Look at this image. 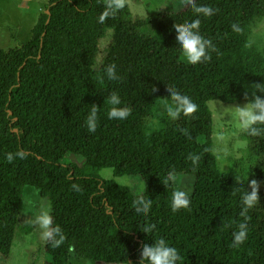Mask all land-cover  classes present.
Wrapping results in <instances>:
<instances>
[{
	"label": "trees",
	"instance_id": "16d2710c",
	"mask_svg": "<svg viewBox=\"0 0 264 264\" xmlns=\"http://www.w3.org/2000/svg\"><path fill=\"white\" fill-rule=\"evenodd\" d=\"M193 3L216 9L200 17V33L216 50L195 65L180 58L172 31L174 23L196 18L189 4L134 20L125 0H48L31 38L0 49V255L11 252L22 188L32 186L47 198L52 226L64 235L55 247L46 240L49 264H69L71 254L105 264H139L142 245L159 237L178 249L181 264H264V133L242 132L247 169L233 165L222 171L207 105L264 97V54L247 47L251 24L264 15V0ZM233 23L239 32L231 29ZM107 30L110 41L97 64ZM108 64L116 65L118 79H100ZM172 87L196 110L176 119L167 111L165 126L148 131L153 108L168 102ZM113 91L131 110L123 120L107 117ZM92 104L97 127L89 132L84 118ZM17 151L25 157H15ZM66 153L82 157L84 165L64 164ZM103 168L114 176H140L143 191L102 179ZM175 174L192 175L194 182L189 208L173 213ZM252 179L258 182V201L246 213V240L233 248L231 233L243 220L239 195L251 190ZM141 194L152 200L147 218L133 211V199ZM146 219L156 226L151 236L137 227Z\"/></svg>",
	"mask_w": 264,
	"mask_h": 264
},
{
	"label": "rangeland",
	"instance_id": "374dc122",
	"mask_svg": "<svg viewBox=\"0 0 264 264\" xmlns=\"http://www.w3.org/2000/svg\"><path fill=\"white\" fill-rule=\"evenodd\" d=\"M134 20L146 18L158 11L170 12L183 9L188 0H125ZM48 0H0V49L16 48L31 38V30L41 12L46 11ZM110 41V30L99 42L97 64L100 62ZM248 49L254 53L264 54V15L256 19L250 26ZM246 102L223 103L210 100L207 105L212 113V149L216 156L219 168L229 170L233 165L237 169L246 170L248 162L243 159L247 156V143L242 137L235 122L230 119V111L234 106H243ZM167 101H160L153 108L147 124V130H157L165 126V117L169 107ZM199 136L197 141L203 142ZM64 164L81 168L84 165L82 157L66 153ZM104 180H114L117 184L133 188L140 193L144 184L138 175L114 176L111 168L100 170ZM175 189L183 188L192 194L194 178L189 174H175L171 177ZM29 201L31 202L29 204ZM50 206L47 198L42 197L40 190L32 186L22 188L19 218L17 220L12 249L8 256L0 255V264H49L45 253L46 240L40 238V229L34 224L35 215ZM105 264L89 259L78 258L71 254L69 264ZM124 264V263H120Z\"/></svg>",
	"mask_w": 264,
	"mask_h": 264
},
{
	"label": "clouds",
	"instance_id": "9594fccd",
	"mask_svg": "<svg viewBox=\"0 0 264 264\" xmlns=\"http://www.w3.org/2000/svg\"><path fill=\"white\" fill-rule=\"evenodd\" d=\"M188 4L192 6L196 18L182 23H174L172 31L175 34V47L180 53V58L188 64L195 65L211 58V53L216 50L210 38H206L200 33V17H210L215 14L216 9L206 4L196 5L193 0H188ZM103 16L100 17L103 20ZM231 29L239 32L240 28L233 23ZM100 79L113 81L118 79L115 64H108L103 67ZM167 96L169 97L168 115L172 119H176L181 114L187 116L193 113L197 106L191 99L183 95L174 87L167 88ZM106 103L108 119L123 120L130 114V108L122 106L119 95L113 91L107 97ZM90 111L84 118V126L89 132H94L97 127V106L92 104ZM230 119L235 122L236 127L247 136H258L264 133V97L253 96L251 100L243 106H234L230 113ZM15 157L23 159L26 155L23 151H17ZM12 153L7 154L6 159L11 162L14 159ZM193 163L197 157H191ZM250 191L245 188L239 195V215L243 217L231 233L232 239L230 246L239 248L247 238L248 225L247 215L249 209L253 208L258 201V182L255 179L248 181ZM31 202L29 201V204ZM133 211L136 215L147 218L152 207V200L145 199L143 194L133 199ZM190 205L189 194L183 188L175 189L171 193L169 206L170 210L175 213L181 209H188ZM38 225L40 229V238L42 240H50L52 246L60 245L64 240V235L58 226H52V219L47 209H41L32 221ZM138 230L146 236H151L155 230V224L147 219L145 223L137 226ZM183 256L178 249L168 243L163 237L152 239V243H144L139 253V264H181ZM89 264H92L90 261Z\"/></svg>",
	"mask_w": 264,
	"mask_h": 264
},
{
	"label": "water",
	"instance_id": "95a60500",
	"mask_svg": "<svg viewBox=\"0 0 264 264\" xmlns=\"http://www.w3.org/2000/svg\"><path fill=\"white\" fill-rule=\"evenodd\" d=\"M9 113H10V111H9ZM13 130H14V131H16L17 129H16V128H14Z\"/></svg>",
	"mask_w": 264,
	"mask_h": 264
}]
</instances>
